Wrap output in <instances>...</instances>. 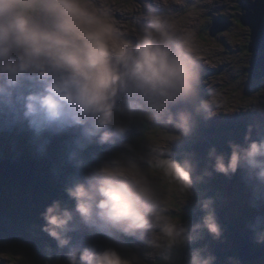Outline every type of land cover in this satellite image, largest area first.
<instances>
[{"label":"clouds","instance_id":"obj_1","mask_svg":"<svg viewBox=\"0 0 264 264\" xmlns=\"http://www.w3.org/2000/svg\"><path fill=\"white\" fill-rule=\"evenodd\" d=\"M212 4L0 0V136L26 138L37 158L59 142L52 173L71 169L67 200H52L43 223L26 228L38 260L4 241L0 264H214L208 244L198 246L205 233L219 241L224 231L215 198H198L213 173L242 175L256 209L245 227L264 246V120L243 124V143L229 141L227 156L212 148L202 172L195 152L174 151L201 123L264 116V80L251 94L238 91L250 68L215 78L218 63L199 39ZM189 204L204 213L195 223L184 215Z\"/></svg>","mask_w":264,"mask_h":264},{"label":"rangeland","instance_id":"obj_2","mask_svg":"<svg viewBox=\"0 0 264 264\" xmlns=\"http://www.w3.org/2000/svg\"><path fill=\"white\" fill-rule=\"evenodd\" d=\"M213 12L209 14L200 26L201 31L204 33L200 36V42L209 50V53L214 57V63H218V67L214 69L215 78L223 80L229 66L233 68L236 65H240L244 69L251 68V64L241 63L251 57V63L255 60H259L264 53L262 51L249 53L247 46L250 42V30L247 27L242 26L240 20L246 11H241L242 7H250L248 0H213ZM218 20L219 26L224 27L226 24L231 26L222 33L211 37L209 30L212 27V23ZM248 76L247 71L243 73L241 79H246ZM264 80V78L260 79ZM251 79L245 89H239V93L251 94L256 90L257 81ZM264 92V89H261ZM259 94V93H258ZM235 95V93H234ZM248 96L238 95L237 102L245 103L248 101ZM258 120H264V116H260L256 113H241L239 116L232 118H220L219 121L205 125L203 123L194 130L193 136L184 142L177 145L174 149L176 153L186 154L188 149L196 143L199 151V155L196 158L201 161L200 171L202 172L206 165H210L212 161L207 160V153L215 148L217 154H224L227 156L230 152L228 147L229 141L237 144L243 143L241 130L243 124ZM10 139L8 136H0V145L6 142V139ZM20 139H26L19 137ZM6 144V143H5ZM53 144L59 145V142L54 141ZM19 146L3 147L7 154H20L24 152L19 151ZM26 149V148H25ZM30 148L26 150L31 153ZM90 151H102L101 149L93 147ZM195 152V149L191 150ZM186 152V153H185ZM25 154V153H24ZM19 156V155H18ZM58 162V161H57ZM210 170V169H209ZM71 169L65 168L63 175L53 177L52 170H45L46 180L48 185L57 187L60 180L63 181L64 176L70 173ZM240 178V180H239ZM240 173L232 179H227L221 175L213 173L211 178L205 177L204 182L198 186V192L203 193V196L198 198H208L209 192L212 190L216 194L219 193L222 199H219L220 208H215L218 220L220 223L233 226H241L245 220L250 221L256 214V209L252 208V200L250 192L245 196L244 192H247V185L242 179ZM2 180V179H1ZM10 180V179H9ZM8 181V180H5ZM46 182V181H45ZM6 184H0V243L4 241L12 242L18 247H25L38 260L39 258V241H34L29 238L26 228L30 224L36 225L42 224L43 221L39 219V213L43 211L44 207L51 203L53 200L46 194H40L35 196V193L26 187H22L23 190H18L12 187H6ZM12 186L11 184H7ZM231 194H227V191ZM60 198V197H59ZM218 206V205H217ZM246 214V216H244ZM185 217L192 223L197 222L202 218V213L198 208L193 211V205L189 204L187 210L184 213ZM224 229L221 239L219 241L212 240L205 233V240L201 241L198 246L208 244V251L210 255L217 257L214 264H226L227 257H237V253L231 254V251L235 249V240L229 238L228 229ZM40 242L42 244H49L55 248V242L51 241L48 237L41 235ZM256 248V247H254ZM235 254V255H234ZM241 264H244L241 262ZM251 264H264V260H255Z\"/></svg>","mask_w":264,"mask_h":264},{"label":"water","instance_id":"obj_3","mask_svg":"<svg viewBox=\"0 0 264 264\" xmlns=\"http://www.w3.org/2000/svg\"><path fill=\"white\" fill-rule=\"evenodd\" d=\"M246 14L240 18V24L250 30V42L247 46L248 52L255 53L262 51L264 53V0H257L255 5L242 7ZM219 21L215 20L209 30L211 37H214L231 25L219 26ZM251 77L253 80L264 78V55L251 63ZM0 179L13 180L22 187H29L37 181L35 167L26 158L21 156L12 158H3L0 156ZM227 194H231L228 190ZM231 236L235 240V249L237 257L244 264H251L255 260H264V246H259L257 250L252 232L244 227L235 226L231 231Z\"/></svg>","mask_w":264,"mask_h":264},{"label":"trees","instance_id":"obj_4","mask_svg":"<svg viewBox=\"0 0 264 264\" xmlns=\"http://www.w3.org/2000/svg\"><path fill=\"white\" fill-rule=\"evenodd\" d=\"M238 21H239V19H238ZM239 23H240V21H239ZM239 129L242 131V128H239ZM240 132H237V133L241 134ZM4 139H6V142H5L6 144L3 143L0 146L9 147V146H14L15 144H17V146H19V148H18L19 151L20 152H24L25 154L24 153L7 154L6 151H4V149H0V156L1 157H3V158H12V157H17L19 155L22 158H26L27 160L32 162V164L35 167V173L37 175V181L33 185H31L29 187H26L27 189L33 191L35 193V196H38L40 194H46L49 197H51L53 200L54 199H61L63 201L67 200V197L65 196L64 191H63V181L60 180V183H58V186L52 188L51 185H48L49 183L47 182V180H46L47 177L45 175V170L46 169L47 170H50V169L52 170L53 165L55 163H57L58 158H59V153H60V145L52 144L50 146V149H49L48 157H46V158H37L33 154V152L31 150H29V151H31V153H29L28 151L26 152V150H28L30 148L26 139H20L19 137H17V138L10 137V139H8V138H4ZM197 148H199V146H196V143L194 142V144L188 149V152H190L192 149H195L196 150L195 153L197 155H199V151H197L198 150ZM51 175L53 177H55V175H53V173ZM239 180H240V178H239ZM0 184H6L5 185L6 187H12V188H16L18 190H23V188L20 185H18L13 180L5 181V180H1L0 179ZM7 184H11L12 186H9ZM209 196L212 197V198H215V201H214V204H213L214 209L216 207H218L217 209H219L220 208V203H219L218 198H216L217 194L214 191L211 190L209 192ZM244 216H246V214ZM246 221L247 220H245V218H244V221L242 222V225H245ZM221 224H222V227H225V228L228 229V235H229V238L231 239L230 233L233 230L232 229L233 226L226 225L224 223H221ZM233 253H236L235 250L231 251V254H233Z\"/></svg>","mask_w":264,"mask_h":264},{"label":"flooded vegetation","instance_id":"obj_5","mask_svg":"<svg viewBox=\"0 0 264 264\" xmlns=\"http://www.w3.org/2000/svg\"><path fill=\"white\" fill-rule=\"evenodd\" d=\"M258 247H256L255 249H257Z\"/></svg>","mask_w":264,"mask_h":264}]
</instances>
